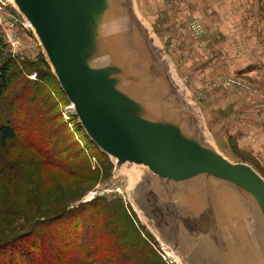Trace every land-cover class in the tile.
<instances>
[{
	"label": "rangeland",
	"instance_id": "obj_1",
	"mask_svg": "<svg viewBox=\"0 0 264 264\" xmlns=\"http://www.w3.org/2000/svg\"><path fill=\"white\" fill-rule=\"evenodd\" d=\"M135 6L207 140L230 162L247 163L264 177V0H135ZM27 23L11 0H0V70L7 64L11 79L0 102V126L18 120L24 130L18 143L0 149V204L4 192L14 191L12 201L23 214L0 216V225H18L19 230L53 210L94 206L90 204L103 199L95 209L86 207V214H95L107 226L109 208L121 206L135 227L131 233L155 257L166 264H187L139 210L134 194L143 181L140 169L116 170L114 160L90 140ZM25 131L33 132L28 136ZM58 139L74 144L75 152L66 160L78 164H50L46 145L58 144ZM66 145L55 146L54 152ZM9 181L23 188L8 189L4 182ZM77 218L74 227L82 228V214ZM65 232L59 228L53 240L61 259L84 264Z\"/></svg>",
	"mask_w": 264,
	"mask_h": 264
},
{
	"label": "water",
	"instance_id": "obj_2",
	"mask_svg": "<svg viewBox=\"0 0 264 264\" xmlns=\"http://www.w3.org/2000/svg\"><path fill=\"white\" fill-rule=\"evenodd\" d=\"M90 140L138 168L134 199L187 264H264V177L206 138L135 0H11Z\"/></svg>",
	"mask_w": 264,
	"mask_h": 264
},
{
	"label": "trees",
	"instance_id": "obj_3",
	"mask_svg": "<svg viewBox=\"0 0 264 264\" xmlns=\"http://www.w3.org/2000/svg\"><path fill=\"white\" fill-rule=\"evenodd\" d=\"M48 68L51 71L49 65ZM9 70L7 64L0 70V102L4 99V94L11 82ZM50 75L54 76L53 73ZM19 124L17 120V122L9 121L0 126V149L5 148L8 144L18 143L20 136H24V130H19ZM32 132L25 131V134L30 136ZM34 136H36L35 140H39L37 133H34ZM62 142L67 144L66 150L63 147L62 151L55 153L54 147H59ZM35 144L36 141L33 142L32 148H35ZM73 145L68 139L60 140L58 144L48 142L46 147L49 158H52L50 164L55 166L64 162L70 167L78 164L75 160H66L67 154L75 152L72 149ZM85 164L90 171L87 160H85ZM4 183L8 189L23 188V185L22 187L16 185L15 181ZM12 195H16L14 191L3 193V202L0 204L2 219L20 217L23 214L19 206L12 201V197H14ZM101 202L103 199H96L90 204L94 206H80L71 211L53 210L49 212L47 218L45 216L37 218L30 226H22L23 228L19 230L16 229L18 225L1 224L0 264H72L65 259L66 257L61 259L60 251L53 245L55 233L59 228L63 231L66 230L65 233L68 235L66 239L72 241L81 255L85 257L84 264L87 262L88 264H166L158 258L157 254L155 257L156 252L151 247L150 249L141 238L131 233L133 232L131 228L134 225L128 217L123 215L124 210L121 206H114L115 210L109 208L111 215H109L110 220L107 226H103L95 214H86V207L95 209L99 207L96 204L99 205ZM79 214H82V228L74 227L73 223L74 219H78ZM66 220H71V224L62 227L59 223ZM135 230L137 231V229ZM45 235L46 239H44ZM49 248L51 253L48 251Z\"/></svg>",
	"mask_w": 264,
	"mask_h": 264
},
{
	"label": "bare ground",
	"instance_id": "obj_4",
	"mask_svg": "<svg viewBox=\"0 0 264 264\" xmlns=\"http://www.w3.org/2000/svg\"><path fill=\"white\" fill-rule=\"evenodd\" d=\"M27 25L29 26V24L27 23ZM30 27V26H29ZM72 108H73V105L71 104ZM74 109V108H73Z\"/></svg>",
	"mask_w": 264,
	"mask_h": 264
}]
</instances>
